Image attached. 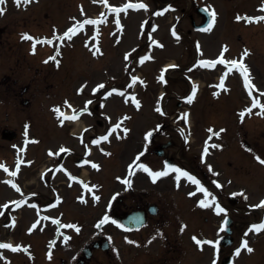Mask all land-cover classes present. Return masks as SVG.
<instances>
[{
    "label": "rangeland",
    "instance_id": "rangeland-1",
    "mask_svg": "<svg viewBox=\"0 0 264 264\" xmlns=\"http://www.w3.org/2000/svg\"><path fill=\"white\" fill-rule=\"evenodd\" d=\"M129 1H131L132 4L142 2L147 8H137L135 10L127 9L126 12L121 11L119 14H116L120 23L124 26L122 34L120 33V38H117L113 31V22L115 21V18L112 15H110L106 24L99 25L97 29H95L92 24H83L88 18L104 16L105 14L103 13L110 9V7L107 8L101 6L96 0H31V2L27 4L22 2L19 7L13 0H6V5L4 6L5 12L3 15H0V64L2 63L6 68L2 72L7 74L10 72V68L15 67L18 54L24 53L28 58L30 57L29 55L34 54L31 53L32 51L29 49L31 47L29 41L21 37L22 33L32 34L34 39L38 41L39 39L41 40L40 37L42 35L53 36L55 33L59 34L68 27L72 28L77 24H83L82 29H78L74 35H71V38H65V41L63 40L60 44L56 41L60 39H54L55 42L51 45H38L34 48L38 53L36 54L38 66H40L41 70H46L45 72L47 73L43 76L38 74L36 77L38 78V81H40L37 86L39 91L36 100L37 112L34 111L31 114L39 116V113H41L40 107H43L44 111L47 110L48 105L62 101L63 95H67L75 101L76 106H80V103H82L85 98L92 96V94L85 93L79 96L77 89L82 86L85 87L83 84L84 82H86V84L89 83L91 86H86L89 90L95 86L97 87L99 85L98 82H100L101 79H104L105 81L106 78L110 76L108 71L112 68H115L117 71L116 75L119 79L117 87L121 88L123 86L122 83L126 79L122 70V66L125 63V56L121 53L130 45H133L134 49H145L146 56L148 57H152L155 54L157 57V66L160 62L171 61L169 59H174L177 53L178 59L182 60L181 53L188 52L187 48L190 47L186 38H184V35H187L188 32L191 34L192 38L195 37L198 40L205 38L206 42H209L207 44V54H203L206 57L208 55H214L221 44H224V46L227 47V53L230 55H237L240 52L244 53V51L247 50L249 55L244 56V63H247L251 83L261 90V92L263 91V97H261L264 98V23L255 21L250 22V25H248L244 22L245 20L237 19L238 16H245L242 14L251 13L254 15L256 12H260L261 15L262 13L264 14V10H262L264 9V0H194V3H192L191 0H111V3L123 5L125 2L129 3ZM198 4L208 5L209 9H212L216 13L217 21H213L212 27L208 31L203 30L201 32L194 29L192 30L190 16L195 14V8ZM157 13L162 14L158 15ZM113 14H115V12H113ZM193 17L196 23L201 20L200 17L196 18L194 15ZM175 26L177 27V31L180 30L179 33L176 31ZM89 31L92 33L96 32V38L86 37V34ZM111 32H113V34H111ZM171 32L178 33L175 34L176 36L178 35L177 39L173 38ZM102 33L103 35H101ZM148 34L151 39L147 38ZM18 36L21 37V40L18 39ZM100 36H102L101 45L99 42ZM135 36H138L139 39L137 40ZM156 39L162 41L164 46H166L163 50L153 47L152 40ZM55 50L60 52L58 58L59 62H51L50 64H47L50 66H46V62H43L44 54H52ZM52 66L55 68H52ZM141 66L143 67L141 68ZM137 67L144 72L148 71L149 69H147V67L150 66L141 65L139 63ZM17 69L22 78H27L33 75V72L26 68L17 67ZM150 70L152 72L151 67ZM196 70L198 71V74H201L200 78L198 79L197 77L196 79L197 87L195 96L198 97V102L193 106L194 115L193 113L191 114V119L189 118L188 120L190 126L187 127L191 129V132L193 133L191 139L195 143V148L198 145L197 143H199V137L202 135V131L204 132L202 129H211V124L214 122L218 126H234L235 120L233 122L230 121L228 125L225 120L228 115L233 116L234 112H232V110H237L235 107H241L243 103L242 101L239 103V99L237 98L236 100V96L245 97L246 95L243 88L240 86L237 75L234 74V71H230L232 75H230L227 83L229 88L214 97V90L213 87L211 88V85L213 86L215 82H213L214 79H211L212 75L199 69ZM106 73H108V75ZM219 74L220 73H217L216 80H218ZM205 82L207 83L206 85ZM93 83L94 85H92ZM179 87L181 94H184L187 91L188 85L186 86L185 83L180 82V85L176 88ZM2 88L3 87L0 86L1 90ZM104 89L106 88H102L101 91ZM252 89L251 90L254 92L255 89ZM141 90V95H143V97L145 96L147 99L145 93V90H147L146 87L141 88ZM49 93L52 94L54 97L53 99L46 96V94ZM109 98L111 99H108L106 104L108 105L109 110L107 112L110 120L121 115L123 111L132 113V109L127 108L128 106L125 104V101H122L120 96L117 98L118 107L112 106L116 104V98L113 96ZM5 99L7 100V104L4 108L0 103V126H3L4 123L8 122L16 128L18 134H20L24 125L29 127L30 136L35 138V142H31H34L35 145H32L29 154L31 156L35 153L38 155L36 163L38 161L39 163L43 161L42 158L44 157V151L47 148L52 149L55 152V150L63 143L71 145V147H79L80 142L78 143V140H73L71 137H67L66 133L67 129L68 131L69 129L75 131L79 130V127L83 125L80 120H77L75 124L69 126H58L56 122L58 119L54 117V110H49L47 115L48 121L55 126V131L53 126H50L51 131H47L39 125V119L33 118L32 120H34V123L31 122V124L28 122L29 118L23 119L21 114L16 112V110L23 108V106H19L18 103L12 101V99ZM244 99V103H247L246 98ZM36 101L33 100L32 102L35 103ZM250 103L251 101L246 105V109ZM186 105L189 106V102H187ZM26 107H24V112H27L26 110H31ZM5 109H8L10 112L8 119L6 118L7 120L4 118L5 115L1 116ZM261 111L263 112V110ZM258 112L259 105L257 104L256 107H253L251 112L246 113L243 120L240 121L241 124H238L236 127L239 128L243 125V128L246 131V134L243 136H245L246 139L248 138L251 143L255 144L256 148H241L239 143L233 139L232 134H226V137L230 136L228 139L229 141H226V143L224 141L214 144L218 145V147L210 149L206 160H204V162L202 160L207 175V182H203L202 185L210 195L206 196L205 192H201L190 196V194L196 192L195 186L191 184V182H183L181 180L183 179L182 176L177 180V174H175L177 172L166 170L161 167L159 172L167 171L168 174L156 179L163 182V184H160L159 186H156V180L154 182L151 176L152 181H149V191L148 196L146 197V200L149 203L154 202L157 204L158 211L156 215L149 218L148 223L144 228L140 231H132L128 229L122 230L119 229L115 223H113L115 226H112L110 222L104 224L105 228H97L98 226L96 225L95 229L97 231L94 229L96 232L95 235L108 234L110 240L108 250H97L95 252L100 254L98 258L103 261L102 264H195L199 260L203 262L202 264H205L209 255H215L211 250L213 247L206 246L205 244L199 247H193L191 244L195 241L192 240V238L197 237V235L192 238H190V236L188 237V229L185 228V224L190 225L189 231L195 230L194 223L199 224L198 229H204L202 231V237H200L202 239L205 238L206 235L204 234V231L206 230L213 235V240L215 241L216 238L223 233V230H221L218 224H221L224 218V211L219 214L213 212L212 205L215 200H221L222 209H225L228 213H232L231 216L235 218L237 224L234 228H239V231L243 230V225H245L244 228H250L249 225H252L253 222L260 217V212H254V210L246 213L236 211L234 207L230 205L227 196L232 192L231 190H236L238 185L236 184L235 188L232 185H228V182L220 183V186H222L218 188H223V191L221 192L220 189L216 188V183L213 185V181L215 182V179H217L218 173H214L212 164L209 165V163L215 165L221 161L220 167H222L223 170L220 168L219 170L226 172L224 175L228 174L232 176V172L234 171L230 170L225 165L228 157L235 160V163L232 164L233 168L237 165V160H240L241 164L246 163L249 167L248 173H252L255 177H259L253 184L246 183L247 186L245 187L251 189L250 191L252 192V195L259 191L260 193H264V182H259V178L264 172V166L263 164H258L259 166L251 164L253 158L255 160L257 157L260 159H263L264 157V115L259 114ZM25 115L26 114H24V116ZM141 116V113H134V122L132 123V129L134 132L137 131L142 133L141 129H143L144 118L142 119ZM211 120H213L212 123ZM106 125L107 124H103L100 127L97 126L96 131L102 132ZM139 133L135 134L139 136ZM132 138L131 134H129L128 137L114 136L111 139L108 147L104 149V152L113 155L108 159H103L102 157L104 160L101 169L102 175L107 173L108 175L112 174L113 176L117 173L122 160H114V156L118 158V154H116L117 152L125 150L128 146H131ZM206 140L212 144V141L214 142V137L209 134ZM1 142L3 144L6 141H2L0 137V143ZM142 142H144V140ZM223 143H225V146H223ZM179 144L180 143L178 142L175 148L171 150L176 151L177 155L183 157L184 160L181 161L180 165L184 168L194 169V171H198V174H201L203 167L200 166V162H197L196 160V158L200 156L198 154L200 153L201 148L198 147L193 149L194 147L182 146L181 150H175L180 148ZM246 144L248 145V143ZM221 147H224V151H222ZM98 149L101 151V146ZM211 155L214 158H209ZM0 156L9 158L10 153L8 149L0 146ZM151 158L153 157H150V159ZM187 158H195L193 163L197 162V164H194L193 166L186 164ZM222 159H224L225 162ZM125 160L126 158L123 159V161ZM223 163H225V166H222ZM197 167L198 169H195ZM215 168L217 167L215 166ZM207 169L210 170V173H208ZM151 170L153 171V169ZM233 170H236V168ZM155 172L158 171H154L153 173ZM234 173L237 175L236 172ZM94 174V172L90 173L89 178L91 179V182L102 185L101 194H109L111 191L110 185H113L114 183L108 181V178L101 179V175L98 177L99 173ZM117 177L121 178L120 175ZM240 180L243 179L241 178ZM145 185H148V183ZM215 189L218 191L215 192ZM5 197L7 196L1 194L0 200H3ZM257 197L258 196L255 198ZM110 199L111 197L102 200L106 202L105 206L109 205L110 202L108 201ZM201 200H206L211 206H200ZM243 203L237 205L246 207L247 205ZM93 204L94 203H88V205L85 206V211L90 208H96ZM104 212L105 211L103 210L102 213ZM245 231L248 232V230ZM38 236L39 238H42L41 235ZM257 244L258 243H255L253 246H256ZM41 251L42 248L39 247V252ZM260 251L264 252V240L262 241L260 250L258 247H253L251 253H241L238 256V259H240V262L242 259L245 261L259 260L262 258ZM228 252L230 254L234 253L232 249ZM228 252L222 251L215 264H220V257L222 258V256ZM105 254L107 256H105ZM55 262L56 261L53 263ZM95 262L96 264H101L99 260ZM21 264L26 263L22 262ZM252 264H256V261Z\"/></svg>",
    "mask_w": 264,
    "mask_h": 264
},
{
    "label": "snow or ice",
    "instance_id": "snow-or-ice-1",
    "mask_svg": "<svg viewBox=\"0 0 264 264\" xmlns=\"http://www.w3.org/2000/svg\"><path fill=\"white\" fill-rule=\"evenodd\" d=\"M5 2H6V0H0V5L5 4ZM22 2L25 3V4H27V3H30L31 0H15V3H16V5H17L18 7L21 5ZM104 2L106 3L107 0H104ZM128 8H144V9H146L147 6H146L145 4H143L142 2H141V3H138V4H132V3H129V4L125 5V6L122 7V8H114V7H113V8H111L110 10H111L112 12L119 13V12H121V11H125V12H126ZM262 10H264V9H262ZM4 12H5L4 7H0V15H3ZM157 14L159 15V14H162V13H157ZM210 15H211V17H212V20L214 21L216 13L213 11V12H211ZM237 19H238V20H239V19H247L249 22H253V21H255V20L264 21V16L256 17V18H253V17H239V16H238ZM102 22H103V21L85 20V21L83 22V24H96V23H102ZM117 23H119L118 20H117ZM83 24H77L76 26H74V27H72V28H69L68 31L64 33V37L71 38V35H74L78 29H82V28H83ZM211 27H212V24L210 23V24L208 25V28L203 29V30H204V31H208V30L211 29ZM22 38H23V39H29V40L32 39V37H31V36H28L27 34H25ZM60 39H63V37H60ZM46 42H47V43H51V41H46ZM37 43H40V41H37ZM224 51H227V49L225 48ZM247 55H249V53H248L247 50H245L244 53L242 54L241 60H240L239 62H237V61H225V60L223 59V53H222V54H221V58H219V59L216 60V61H202L201 63H202L204 66H208V67H212V66H214V65L217 64V63L225 64V65H231V68H229V71H231L232 68H236V69L240 70V71L242 72L243 76H244V79H245V82H246V86L249 87V88L251 89V88H254V85H252V83H251L249 70H248L247 66L243 63V56H247ZM125 58L127 59V56H126ZM50 59H54V57H53V58H50ZM144 59H147V57H145ZM161 79H162V77H161ZM135 82H136V78H133V83H135ZM103 87H104L103 84L98 85V89H99V88H103ZM219 87H223V80L221 81V84L219 85ZM94 91H96V90H94ZM111 94H112L111 92L108 93V95H111ZM120 94L123 95V93H120ZM194 94H195V89H194V91H193V95H194ZM192 98H193L192 96H190V97L188 98L189 102H191ZM132 99H133V102L136 103L137 107H139V102H138V101H135V98H134V97H133ZM88 103H91V102L89 101ZM257 103H258V102H257L256 100H254V102H253V107H256V106H257ZM261 107H264V105H262ZM84 110H86V107H85ZM156 110L159 112V111H160V108L158 107ZM56 111L59 113V109H56ZM248 111H251V109H249ZM74 112H75V110H74ZM61 115H63V114H61ZM185 115H187V114H185ZM241 115L243 116V113H241ZM76 118H77V115H75V114H74L73 116H70V117H69V116H65V117H64V119H76ZM125 118H127V117H125ZM120 123H122V121H121ZM120 123L116 124V125L111 129V131L109 132L108 135H111L112 132H115L116 129L120 127ZM124 131L127 132V129H124ZM209 131L211 132L212 130L209 129ZM221 131H223V130H221ZM108 135L101 137L100 140H107V139H108ZM147 135H148V136H151V132H149ZM216 135H218V133H216ZM100 140H94L93 143H94V144H99V143H100ZM212 147H218V145H212ZM60 151H61V152H65V151H67V149L61 148ZM205 153H207V148H205ZM50 154H51V153H50ZM137 159H138V158H137ZM257 159H258V161H259L261 164H264V159H260L259 157H257ZM0 167H3V165H0ZM92 167H96V168H98V165L93 164ZM140 167L143 168L144 171H146V172H150V170H149L146 166H144V165H140ZM5 171H7V169H5ZM172 171L177 172V173L179 174V175H177V177H176L177 180L180 179V176H185V177H187L192 183L198 185V189H197L198 191L205 192V193H206V196H207V195H210L209 193H207L206 189H204L203 187H200V186H199V181L196 180L194 177L190 176L187 172H183L182 170H180V169H178V168H173ZM10 174H11L12 176H15L17 173H16L15 171H13V172H11ZM167 174H168L167 171H163V172H155V173H151V172H150V175L152 176V179H153L154 182H155V180H156L157 178H159V177H161V176H164V175H167ZM124 182H125V183H129V181H127V180L124 181ZM12 186H13V187H17L15 184H13ZM85 187H87V185H85ZM217 187H221V186H220L219 184H217ZM17 190L19 191L18 188H17ZM245 198H246V197H245ZM95 199H99V198H98V197H95ZM213 199H214V198H213ZM13 203H15L16 207H19V206H20V202H13ZM200 206H202V207H210L211 204H210L209 202H207L206 200H201V201H200ZM0 207L6 209V208L8 207V205L5 204V205H2V206H0ZM254 207L264 208V201H261L260 204L255 205ZM222 211H224V210H223L222 208H219V206H217V214H219V213L222 212ZM2 214H3V213L0 212V215H2ZM106 220H107V217H105L103 220H101V221H100V224L105 223ZM56 222L58 223V221H56ZM226 222H227V221H225V223H226ZM98 226H99V225H98ZM35 227H36V225L34 224V225H33V228H35ZM63 227H66V228H74L75 226H74V225H71V224H68V225H63ZM76 230L79 231L78 228H77ZM221 230H223V229H221ZM249 231H254V232H261V231H264V222H262V223H260V224H257V225H253V226L249 229ZM245 235H247V233H245ZM65 239H68V238L65 237ZM193 240L195 241V243H196L198 246H201V245H203V244H209V245H213V246L215 247V246L219 243V241H215V242H214V241H208V240H204V241H202V240L197 239L196 237H193ZM130 243H131V241H130ZM0 248H11L13 251L18 250L17 248H13V246H12L11 244H7V243H0ZM241 248L245 249V250H246L247 252H249V253H251V252L253 251V249H252L251 247L248 246V242L245 240V241L242 242L241 247L236 249V251H235V255H236V256H239V255H240ZM213 264H215V260L213 261Z\"/></svg>",
    "mask_w": 264,
    "mask_h": 264
},
{
    "label": "flooded vegetation",
    "instance_id": "flooded-vegetation-1",
    "mask_svg": "<svg viewBox=\"0 0 264 264\" xmlns=\"http://www.w3.org/2000/svg\"><path fill=\"white\" fill-rule=\"evenodd\" d=\"M1 55V53H0ZM33 59H28L24 54H18L16 58L15 67L10 68V72L7 74L4 71L6 68L1 63L0 64V86H2V90L0 89V99L4 100L7 97L13 98L15 101H18L20 104H24L25 106H29L31 104L32 98L36 94L35 88H33V82H35V78L27 77L21 78V75L18 73V69L23 63L27 66L28 70H31ZM17 66V67H16ZM37 69V68H36ZM2 73V74H1ZM30 111V110H29ZM28 112V111H27ZM30 114V113H29ZM7 123H4L3 126H0V132L2 129L7 128ZM169 129L165 126V123H162V127L157 131L156 134L151 133L150 139L152 143L153 150H161L164 153L165 150H168L171 146L175 144V135L174 133H168ZM162 132L167 135V145L159 148L162 142H159V136ZM166 155V154H165ZM131 206V205H130ZM145 204L143 201L137 200L134 205L131 206V210L133 209H145Z\"/></svg>",
    "mask_w": 264,
    "mask_h": 264
}]
</instances>
